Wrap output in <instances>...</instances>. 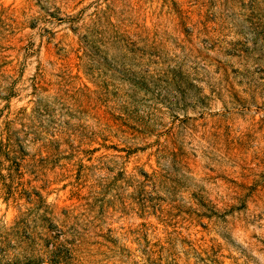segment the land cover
I'll use <instances>...</instances> for the list:
<instances>
[{"label": "rangeland", "instance_id": "374dc122", "mask_svg": "<svg viewBox=\"0 0 264 264\" xmlns=\"http://www.w3.org/2000/svg\"><path fill=\"white\" fill-rule=\"evenodd\" d=\"M0 264H264V0H0Z\"/></svg>", "mask_w": 264, "mask_h": 264}]
</instances>
